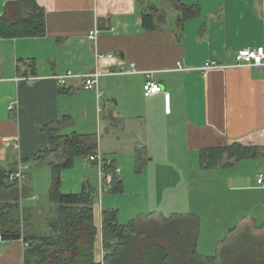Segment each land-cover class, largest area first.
<instances>
[{
  "label": "crops",
  "instance_id": "0c3cea01",
  "mask_svg": "<svg viewBox=\"0 0 264 264\" xmlns=\"http://www.w3.org/2000/svg\"><path fill=\"white\" fill-rule=\"evenodd\" d=\"M7 1L0 0V16ZM36 1L46 10L45 35H0V158L15 151L18 159L29 161L45 148L61 146L52 144L51 136L96 134L94 152L112 165L113 174L120 169L106 181L116 177L123 183L122 192L104 194L101 212L117 208L119 221L124 222L123 206L111 203L137 189H127L131 178L122 174L134 167L141 168L134 173L146 172L145 188L138 189L145 200L140 207L134 202L128 206L132 208L128 223L148 212L168 216V199H157L154 184L173 173L175 165L182 168L181 158L192 157L197 161L184 162L204 171L187 176L196 187V210L175 207L170 214L199 216V252L216 254L239 229L263 231L264 182L259 183L258 177L264 172V156L209 171L203 169L201 155L203 150L235 142L264 149V66L236 64L237 51L264 45V0H221V8L183 0L200 8L182 23L176 22L181 15L176 7L158 10L147 0ZM150 8L155 9L159 26L152 31L143 27V12ZM95 26L100 28L99 51L115 57L97 59L89 38ZM31 60L34 73L27 64ZM213 61L217 65L207 68ZM130 63L137 71L120 72L121 64ZM97 68L101 98L86 89L80 77L68 78L65 86L56 78L68 71L82 75ZM29 75L37 78H18ZM148 79L160 83L163 91L144 95ZM12 102L14 109L9 107ZM47 125L54 128L42 131ZM50 155L43 158L48 165ZM98 172L101 185L105 179L99 166L90 169L95 176ZM48 177L51 185L50 172ZM99 242L102 253L101 235ZM25 244L23 239L0 242V264H24Z\"/></svg>",
  "mask_w": 264,
  "mask_h": 264
},
{
  "label": "trees",
  "instance_id": "16d2710c",
  "mask_svg": "<svg viewBox=\"0 0 264 264\" xmlns=\"http://www.w3.org/2000/svg\"><path fill=\"white\" fill-rule=\"evenodd\" d=\"M181 11L176 22L194 16L200 8L183 0H169ZM155 9L143 12V27L158 29ZM46 33V10L36 0H8L0 16V35L5 38L42 36ZM26 62V61H25ZM35 72L34 60L27 63ZM52 125L42 127L48 132ZM59 148H45L35 159L50 155V199L56 205V215L48 219L52 233L38 235L31 223L33 212L24 206L23 199L30 192L31 176L26 172L20 184L10 180L19 169L18 161L9 166L0 163V234L3 240L23 239L24 264H264V230L246 227L228 236L214 255L199 252L200 218L193 213H174L157 216L139 214L128 223L119 221L117 208H104L101 221L97 216V189L84 184L79 192L62 191L63 170L74 166L75 158L89 157L98 146L93 133L51 136ZM46 156V157H45ZM264 149L235 142L226 147L203 150L202 167L213 170L230 166L242 158L263 157ZM107 172L114 168L105 164ZM114 192L123 191L122 180L114 178ZM103 240V255L99 239Z\"/></svg>",
  "mask_w": 264,
  "mask_h": 264
},
{
  "label": "rangeland",
  "instance_id": "374dc122",
  "mask_svg": "<svg viewBox=\"0 0 264 264\" xmlns=\"http://www.w3.org/2000/svg\"><path fill=\"white\" fill-rule=\"evenodd\" d=\"M149 6L156 8L159 10V8H165L166 6L173 9L174 11V5L175 3L169 0H147ZM190 0H186V3ZM202 3L205 5L206 8H221L222 3H219L221 0H201ZM153 5V6H152ZM156 6V7H154ZM159 7V8H157ZM12 150L14 147H11ZM11 148H9V151ZM17 153L15 151L8 152L7 158L5 160H2L0 158V163L4 166H9V163L12 161H18L20 167L23 169L24 173L28 172L30 173L31 179L28 181L30 192L27 197H25L22 201L24 206L29 208L31 211H33L31 223L34 227V231L38 235H50L52 233L51 228L48 225V219L53 218L56 215V205L51 202L50 199V184H49V172L51 174V167L44 161V159H35L34 157L32 160L29 161H22L21 159H18L19 157H16ZM186 159L187 162L192 163L195 158H181L180 162L183 163V167L181 168L180 165H175L176 168H173V173H165L163 176L168 175L166 178L162 177L160 180L157 179V181L154 184L155 190L157 192V199H168L167 207L165 210L170 214V209L175 208L176 211H195L194 204L196 203L197 199V191L195 190L196 187L194 186V181L187 180L188 177H193L199 174L200 167L196 165H187L184 160ZM168 160V158H166ZM29 162V165H28ZM75 166L66 168L63 170V184H62V191L64 193L69 192H79L82 190L84 184H90L94 188L97 189V211L99 216L101 212L100 206L102 205V200L104 194H116L117 192H114L111 190V186L107 184L106 182L101 183V185L98 183L99 181V172L97 173V176L95 174H90V169L92 167L97 169V163L91 162L89 159H87L86 156L80 155L75 158ZM174 166V165H173ZM133 169V170H132ZM130 169V172H126L125 174H122V176L127 175L131 178V181H129L127 185V189H137V190H130L133 192H126L124 196H120L118 199L115 198L114 201L111 203L112 207H115L116 205L123 206V214L127 213L125 221L127 222L129 220V212L132 211L131 203L134 202L136 207H140L143 205V201L145 200L144 192L141 191V195H139L140 192H138V189L145 188V179H146V172L144 173H134L136 172V169L138 171L141 170L140 167L132 168ZM179 169L181 171H179ZM241 169H244L242 167ZM197 170L199 171L197 173ZM128 173V174H127ZM52 176V175H51ZM91 180H87L90 179ZM122 178V177H121ZM82 179H84L82 181ZM86 179V180H85ZM133 194L134 196H132ZM110 196L105 197V201H107V198ZM141 202V203H140ZM191 202L193 205H191ZM105 205V204H104ZM8 241V240H7ZM6 244V243H5Z\"/></svg>",
  "mask_w": 264,
  "mask_h": 264
},
{
  "label": "built area",
  "instance_id": "2783aa9c",
  "mask_svg": "<svg viewBox=\"0 0 264 264\" xmlns=\"http://www.w3.org/2000/svg\"><path fill=\"white\" fill-rule=\"evenodd\" d=\"M99 36H100V28L98 26H95L94 28H92L89 32V38L94 42L95 44V48H96V57L97 59L107 55L109 57H115L114 53H108L105 54L103 52L99 51ZM236 64H252L255 66H264V45H259L257 47L254 48H243L239 51H237L236 54ZM217 65L215 61H213V63H208V65L206 66L207 68H210V66H215ZM136 64L135 63H130V64H121L120 65V72H135L137 71L136 68ZM101 75V70H99L98 68L82 74V75H76L74 74L72 71H68L67 73L64 74H60L57 75L56 78L59 82L60 85L65 86L67 84V80L70 77H80L83 80L84 83V87L86 89H90V90H95L97 97L101 98L104 96V92L99 88V77ZM19 79H25L28 81H32L34 79L37 78V76L34 75H29V76H19ZM163 91V86L158 83L157 81H154L152 79H148L146 81V83L144 84V95L146 96H151V95H155L158 92ZM16 106V104L14 102L10 103V109H14ZM16 145V144H15ZM18 146V145H16ZM89 160L92 162H95L98 164L99 169H100V173L102 175V178H104L105 180L107 178H112V176L119 172L120 169H116L115 173L113 174V172H107L105 169V161L103 160L102 156L98 153V152H93L90 156H89ZM25 177V173L23 171V169L20 167L19 165V169L12 173L10 176V180L13 181L15 179H18L20 181V184L22 183L23 178ZM258 182L259 183H263L264 182V172L259 174L258 177ZM3 241V237L0 234V242ZM103 243V240H102ZM26 246V244H25ZM104 251L102 250V255H103Z\"/></svg>",
  "mask_w": 264,
  "mask_h": 264
},
{
  "label": "water",
  "instance_id": "95a60500",
  "mask_svg": "<svg viewBox=\"0 0 264 264\" xmlns=\"http://www.w3.org/2000/svg\"><path fill=\"white\" fill-rule=\"evenodd\" d=\"M117 54V53H116Z\"/></svg>",
  "mask_w": 264,
  "mask_h": 264
}]
</instances>
